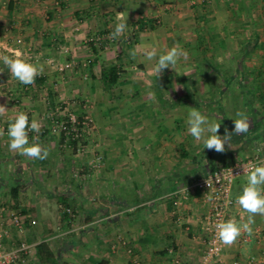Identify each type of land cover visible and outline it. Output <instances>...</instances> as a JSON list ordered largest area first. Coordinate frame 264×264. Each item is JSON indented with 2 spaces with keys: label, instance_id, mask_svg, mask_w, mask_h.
I'll return each mask as SVG.
<instances>
[{
  "label": "crops",
  "instance_id": "crops-1",
  "mask_svg": "<svg viewBox=\"0 0 264 264\" xmlns=\"http://www.w3.org/2000/svg\"><path fill=\"white\" fill-rule=\"evenodd\" d=\"M199 1L191 6L186 0H0V56L14 58L5 45L20 36L40 55L33 64L43 68L41 82L23 90L0 60V106L6 108L0 115L6 126L0 135V205L23 213L24 231L35 244L28 259L18 264H127L120 236L141 264H202V219L208 203L192 183L220 165L255 155L264 161V27L241 30L237 24L243 10L255 14L264 0ZM121 12L129 28L114 38ZM156 18L160 22L155 25ZM95 33L108 35L109 47L94 53L84 38ZM225 35L250 41L225 46ZM174 45L193 55L157 77L156 60L148 61L145 52L155 48L160 55ZM133 50L135 58L130 55ZM68 59H90L91 77L102 84L103 66L117 63L129 74L107 85H120L123 91L107 94L105 109L93 112L96 131L89 144L101 151V159L93 154L84 161L77 142L53 155L61 153L62 143L47 103L58 96H78L72 88L75 79L56 71V64ZM232 84L236 87L231 94L242 96L239 111L249 117L250 129L233 134L219 153L190 135L188 113L195 107L220 123L219 135L225 129L232 133L234 121L217 107ZM99 95L94 92L93 99L100 101ZM19 112L28 115L29 124L33 119L39 123V132L29 129V145L47 149L46 159L9 149L8 125ZM84 163L97 165L98 172L64 174ZM247 175L231 185L233 203L226 220H247L248 214L236 203ZM12 187L19 188L15 198ZM60 200L85 216L101 217L75 224L73 216L60 214ZM8 214H0V229L7 227L17 235ZM31 219L36 220L33 226ZM254 219L253 234L242 232L227 246L229 259L264 256V216ZM2 242L13 240L3 237Z\"/></svg>",
  "mask_w": 264,
  "mask_h": 264
},
{
  "label": "built area",
  "instance_id": "built-area-1",
  "mask_svg": "<svg viewBox=\"0 0 264 264\" xmlns=\"http://www.w3.org/2000/svg\"><path fill=\"white\" fill-rule=\"evenodd\" d=\"M193 1V0H192ZM58 3V2H56ZM159 19L155 20V23H159ZM108 39V38H107ZM107 39L103 34L90 35L84 38V43L90 48L93 46L96 49L106 48L108 46ZM23 38L18 36L14 38L11 42L5 45V49L12 53L16 57V54H20V58L26 60L27 62L34 63L38 61L40 55L35 52L31 45H27L22 49ZM14 57V58H15ZM90 59L82 62L81 65L86 68ZM78 65V62L74 60H66L62 63L56 64V70L58 73L63 74L65 71ZM41 75H37L39 78ZM84 83L88 82V74L84 73L82 75ZM35 83L31 85H24L20 83L23 90H28L34 86ZM61 104H55L50 108V114L53 119L58 123V128L63 129L64 134L67 135L66 138L75 140L82 135V132L90 124V119L88 116H83L82 118H77V115L71 111L65 112L62 116L59 113L62 111ZM0 130L4 133L6 131V126L0 123ZM262 158L259 156H252L245 158L243 160L228 163L225 165L217 166L206 176L196 179L191 187L202 192L208 203V209L202 219V229L205 234V245L202 252V264H263V255H249L246 259H229L227 246L224 245L218 238L215 225L226 220V214L229 207L232 205L233 200L230 197V189L234 180L243 175L247 174L252 165L259 164ZM189 189V187L187 188ZM9 211L10 224L15 228L18 233L24 231V216L19 210H10L6 206H0V214ZM67 214L73 216L70 208L65 209ZM31 225L36 224L35 219H31L29 222ZM10 231L7 227H2L0 229V245L3 237H9ZM126 244L125 240L121 242ZM114 247V246H113ZM30 244L23 241H19L15 246L9 247L6 250H0V264H18L19 262H24V255L29 252ZM126 252L129 256L128 264H141L137 259L134 251L131 247H126Z\"/></svg>",
  "mask_w": 264,
  "mask_h": 264
},
{
  "label": "clouds",
  "instance_id": "clouds-1",
  "mask_svg": "<svg viewBox=\"0 0 264 264\" xmlns=\"http://www.w3.org/2000/svg\"><path fill=\"white\" fill-rule=\"evenodd\" d=\"M117 19L120 21L116 24L113 37H120L129 27L126 23L123 13L121 12ZM130 55L135 58L136 51L130 52ZM186 56L178 46L174 45L164 54H157V50L152 48L145 52V57L148 61L156 60L154 74L159 77L160 74L168 68L174 69L180 57ZM3 64L9 69L11 74L24 85H31L35 82V78L39 75L43 68L37 67L35 64L27 62L20 58L17 53L16 57L8 55L0 56ZM186 75V74H184ZM6 108L0 106V115L4 114ZM237 119L234 121V129L229 133L225 129L223 136L219 135L220 123L210 121L195 107H191L188 113V132L197 141H203L204 148L215 150L222 153L225 151V144L230 143L232 135L246 134L250 129L249 117L244 112H237ZM29 129L34 132L40 131L39 123L33 119L29 124V117L25 112H19L14 121L9 123L7 135L10 138L9 149L19 151L21 155L29 158L44 160L48 157L47 149L33 143L29 145L28 132ZM3 132L0 130V135ZM236 203L248 214L247 220L239 224L235 219L219 222L215 225L219 240L226 246H231L238 237L243 233L248 235L253 234L252 225L255 223L256 215L264 216V161L259 164L252 165L247 175V183L243 187L242 194L238 195Z\"/></svg>",
  "mask_w": 264,
  "mask_h": 264
},
{
  "label": "rangeland",
  "instance_id": "rangeland-1",
  "mask_svg": "<svg viewBox=\"0 0 264 264\" xmlns=\"http://www.w3.org/2000/svg\"><path fill=\"white\" fill-rule=\"evenodd\" d=\"M186 1L191 6L194 5V4H197L198 2H200L199 0H198V2H197V0H193V1L192 0H186ZM255 9H256L255 14L252 13V11L250 12V10L247 9V8L245 10H243V15L241 16L240 20L237 21L238 27L240 26L241 30H247V29H249V28H251L253 26H254V28H256V27L257 28L264 27V16H263V18L260 17V16L259 17H255V15H258L257 13L264 14V6L263 5L262 6H257V7H255ZM258 9H260V10H258ZM156 24H158V23H155V25ZM202 27L205 28V29L207 28V26H204V25ZM227 28H228V26H227ZM99 34H101V33H99ZM90 35H96V33L95 34H90ZM90 35H88V36H90ZM104 36H105L106 39L108 38V35L104 34ZM224 38L225 39H224V42L222 44H224L225 46L226 45L227 46L228 45L229 46L230 45H234L236 43H239L240 41H241L240 42L241 44H247L250 41L249 37L236 38L235 36L230 37V36H226L225 35ZM186 44H184V46H186ZM219 44H220V42H219ZM27 45H30V44L29 43H24V44H22V46H20V48L22 49L23 47H25ZM86 47H89V46L86 45ZM184 53H186V56L180 57L179 60L186 61L188 59V56L193 55L192 53L188 54L185 51H184ZM68 60H72V59H68ZM76 62H78V65H76L73 68L65 71L63 73V76H66V74H67V75H70V77L72 76L75 79L76 83L73 85L72 88L77 91L78 96H75V97L73 96V97H70V98L68 97V95H66V97H64V95H63V97L62 96H58V98H56L55 101H53V102H49L48 101L47 106L50 109L55 104H61L62 105V110H61L62 114H65V112H67V111H71V112H73V113H75L77 115V118H82L85 115L88 116V118L90 119L89 126L85 129V131L82 132V135L80 137H78L77 139H75V140H71L70 138H66L67 135L64 134L63 129L58 128V123H55V125L57 126V131L59 132V136L61 137L62 146L58 147V150L61 151V153L60 152L59 153L53 152V155H57V154L61 155L62 151H63V148L64 149L72 148L73 146H75V143L77 142V145H76L78 147V149H76L77 153H78L79 157L84 158V161H85L87 158L92 157L93 154L98 158L99 156H97V155L99 153H101L100 150H97V149L92 150L91 147H90V144L92 143L91 140L93 139L94 133L96 131V122H95V119L93 117V112L99 111L101 113V111L103 109H105V107H106V105L108 103L107 100L109 98L107 99V94H111V93L114 94V93H117V92H122L123 91V87H121L120 85L107 86L105 84L100 83V80L97 81V79L94 81L93 78L91 77V72H92L91 68L92 67L88 68V66H89L88 65L86 68H84L81 65L82 62H80L79 60L76 61ZM60 63H62V62H60ZM181 71L183 73L186 72L185 69H183V70L181 69ZM126 72L127 71L125 70V68L119 67V75L121 77L128 76L129 74L127 75ZM84 73L88 74V82L87 83H84L83 79H82V75ZM137 75H139L138 72H137ZM133 76H136V74H134ZM234 85L235 84H232V85L228 86L229 87L228 94H225L224 96L221 95V98H220L219 102L217 103L218 104L217 107H219V106L221 108L223 107L224 112H226L227 114L230 115L227 118L232 119V120H235V119L238 118L236 116L237 112H241V111H239V108H240L239 105L241 104V99H242V96H235V95L231 94V91L233 90V88L236 87ZM40 86H41L40 87L41 89H45L46 88V87L42 86L41 84H40ZM79 91L82 92V94H80ZM97 91L100 94L99 97H98L100 101H95L96 99H93V93L97 92ZM58 92L56 91L55 94H58ZM79 94L82 95V97ZM59 98H62V99L57 100ZM227 99L230 100L229 101V104L231 105L230 108L228 107ZM242 103H244V102H242ZM231 108H233V109H232L231 114H230V109ZM99 159H101V156L99 157ZM53 167H55V166L53 165ZM91 169H94L95 172H98V170H97L98 166L97 165L92 164V163L91 164L90 163L89 164L84 163L83 165L78 166L77 168H73V170L68 169V171L65 172L64 174L66 175L67 173L68 174L70 173V175H74L75 177H80V176H85L87 173H91L92 172ZM92 201L93 200L89 199L90 203ZM59 203H60V210H65L66 208H70L72 213L74 212L73 213V218H75L76 221L74 220L73 222L75 224L84 223V222L90 221L92 219H98V218L101 217L100 214L99 215L98 214H92L91 216H85L86 214L83 213V212L74 211L71 208V206H69L66 202L60 200ZM5 204H7V203H5ZM3 205H4V203H2L0 206H3ZM9 231H10V229H9ZM26 234H27L26 229H25V231H23L21 233H17V235H13V233L11 232V234L9 235V238H11L13 240V243L6 245L1 240L0 250H6L9 247H13L19 241H23V242H25L27 244H30L31 240L27 238ZM119 239H120V241H119L120 244H122L121 242L124 239H122L121 236H120ZM34 245L35 244H30L29 252L24 255L25 260L28 259V257L30 256L29 254L32 251V249L34 248ZM122 245L124 246L125 249H126V247L129 246L127 243L126 244H122ZM129 247L132 248L131 245ZM133 251H134V254H136V251L134 249H133Z\"/></svg>",
  "mask_w": 264,
  "mask_h": 264
},
{
  "label": "trees",
  "instance_id": "trees-1",
  "mask_svg": "<svg viewBox=\"0 0 264 264\" xmlns=\"http://www.w3.org/2000/svg\"><path fill=\"white\" fill-rule=\"evenodd\" d=\"M137 23L140 24V21H138ZM142 27V26H141ZM92 51L95 53V47H91ZM101 81L105 84V85H109V84H114L116 83V81L119 78V66H117L116 64L114 65H110V66H103L101 68ZM36 81L39 83L41 82V77L37 78ZM18 187H12L10 189V193L11 196L13 198H15L17 196V192H18ZM62 216H68L66 210H61L60 213ZM69 217V216H68ZM54 264H57L56 261H54Z\"/></svg>",
  "mask_w": 264,
  "mask_h": 264
}]
</instances>
